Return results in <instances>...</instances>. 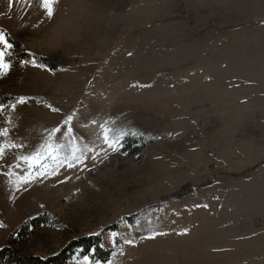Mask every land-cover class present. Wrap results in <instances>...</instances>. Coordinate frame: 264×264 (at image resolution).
I'll return each instance as SVG.
<instances>
[{
	"label": "rangeland",
	"instance_id": "374dc122",
	"mask_svg": "<svg viewBox=\"0 0 264 264\" xmlns=\"http://www.w3.org/2000/svg\"><path fill=\"white\" fill-rule=\"evenodd\" d=\"M0 31L59 68L6 49L0 251L105 230L106 264H264V0H0Z\"/></svg>",
	"mask_w": 264,
	"mask_h": 264
},
{
	"label": "trees",
	"instance_id": "16d2710c",
	"mask_svg": "<svg viewBox=\"0 0 264 264\" xmlns=\"http://www.w3.org/2000/svg\"><path fill=\"white\" fill-rule=\"evenodd\" d=\"M9 42L15 46V49L20 52L18 55V61L35 63L39 66L45 67L51 71H57L59 68L48 57L34 55L24 50L23 45L16 43L11 38ZM18 99L7 94L0 93V108L8 107L16 103ZM214 184V179H209L207 182L198 186L187 184L182 186L178 191L170 196L162 199L160 203H167L174 200H182L187 196L194 195L197 191ZM52 223L50 215H42L38 218L26 222L21 226L13 235L26 237L33 226L36 224L49 225ZM119 228V223H115L111 228L107 230H113L116 232ZM103 232L87 235L70 242L62 251L54 256L42 258L34 255H22L17 250L2 249L0 251V264H69L70 261L78 255L80 258H88L92 262L96 263H108L114 254L113 249H109L104 245Z\"/></svg>",
	"mask_w": 264,
	"mask_h": 264
},
{
	"label": "snow or ice",
	"instance_id": "6c2138e0",
	"mask_svg": "<svg viewBox=\"0 0 264 264\" xmlns=\"http://www.w3.org/2000/svg\"><path fill=\"white\" fill-rule=\"evenodd\" d=\"M56 0H41V5L45 9L46 14L51 17L53 15V5L55 4ZM0 44L4 45V49H0V75H3L7 69L9 68V64L5 61V56H11L10 52H6V49H10L12 45L8 43L5 34L3 31H0ZM24 98H20L18 103H24ZM11 107H15L12 105ZM2 110V109H0ZM56 111V109H53ZM54 131H59L56 129ZM105 139H108L107 135H105ZM44 155H41V152L38 151L34 156H25L22 159L29 164V166H33L35 164H40L42 159L51 158L55 160L57 158L58 149L53 144H46L44 146ZM3 151L4 149L0 147V158H3ZM3 226V225H0Z\"/></svg>",
	"mask_w": 264,
	"mask_h": 264
}]
</instances>
